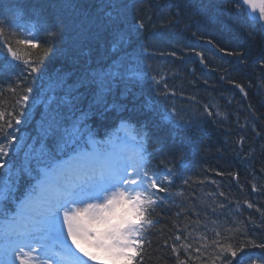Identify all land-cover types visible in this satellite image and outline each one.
Here are the masks:
<instances>
[{"label":"trees","instance_id":"1","mask_svg":"<svg viewBox=\"0 0 264 264\" xmlns=\"http://www.w3.org/2000/svg\"><path fill=\"white\" fill-rule=\"evenodd\" d=\"M46 2L0 0V11L8 9L13 18L33 24L38 15L42 16L41 12H31L26 6L35 3L46 7ZM75 3L82 13L57 6L59 9L48 20L72 16L79 21L78 18L87 14L83 28L79 32H65L64 38L57 42V50L45 59L43 72L36 76L59 70L71 73L68 84H73L94 71L107 69L124 54L113 51L110 31L103 27L109 9L102 0H75ZM17 8L23 9L25 14L15 15ZM197 8L203 9V14L194 15ZM149 13L155 16L156 30L140 32L131 46H126L128 53L141 57L139 62L147 76L127 85L117 81L107 95V103L115 107L105 113L104 120L93 116L89 123L98 135L115 126L119 119L146 126L148 153L152 156L150 166L162 170L160 161L163 159L180 172V178L170 186L168 199L171 203L158 207L153 213L158 223L146 236L151 247L147 249L144 264H176V254L170 246H164V241L168 239L171 245L177 234L182 238L187 236L186 242L192 245L187 253L181 249L180 259L190 258L187 264H212L214 250L208 245L217 239L216 231L224 234L223 229L233 226L241 232L248 231L246 237L236 235V243L244 239L264 241V224H261L264 212V71L259 59L264 56V34L246 19L241 8L237 10L235 2L228 0H140L129 9V23H135L133 17H147ZM4 28V35L13 43L21 39L17 33L11 35L8 24ZM166 28L170 31H161ZM39 32L38 42L47 47L44 44L51 38ZM19 48L20 53H31L32 58L42 55L41 51L29 49L27 45ZM228 51L244 53L245 59L229 56ZM197 52L202 54L203 63ZM152 76L163 78L158 87L151 80ZM28 83L33 87L31 79ZM40 89L33 90L27 106L32 107L40 98L37 95ZM80 91L84 94L82 107L87 109L92 92L87 88ZM157 91L167 93V97L157 96ZM14 100L5 101L7 104L2 106L0 102V110H10L9 104ZM165 106L175 109V120L161 118ZM178 121L187 122L190 127L181 128ZM23 125L17 126L16 134ZM254 126L259 136L252 131ZM241 137H244L242 147ZM182 155L183 160L180 159ZM21 159L22 154L20 158L14 153L9 156L15 163ZM248 203L253 207L249 208ZM198 247L200 253L195 251ZM251 251L260 253L261 250Z\"/></svg>","mask_w":264,"mask_h":264},{"label":"snow or ice","instance_id":"2","mask_svg":"<svg viewBox=\"0 0 264 264\" xmlns=\"http://www.w3.org/2000/svg\"><path fill=\"white\" fill-rule=\"evenodd\" d=\"M138 2L102 0L109 9L103 27L110 31L113 51L124 54L107 69L94 71L73 84H68L71 73L61 74L57 70L55 74L41 76L42 86L37 95L41 97L43 110L39 120L27 110L33 92L28 81L43 72L45 59L57 50V42L64 38L75 20L49 21L38 15L31 27L20 26L29 38L15 39L14 43L4 35L8 19L0 20V75L7 70L10 80L15 77L19 81L9 89L16 96L11 109L0 110V264H144L147 249L151 247L146 236L158 223L153 213L171 203L170 186L180 178V172L163 159L162 170L152 168V156L145 148L147 133L127 120L122 119L102 140L97 139L89 123L93 116L104 120L105 113L115 107L107 103V95L117 81L127 85L147 76L139 57L127 52V47L146 28L140 15L133 17L134 24L128 20L129 9ZM228 2H235L238 11L246 6L249 22L264 29V0ZM58 6L78 12L75 0H60ZM193 14H203V9L197 8ZM77 26L82 27L83 21ZM37 30L51 38L47 47L35 41ZM11 35L15 36L16 31ZM21 45L37 49L42 55L31 58L28 53L29 58L24 59L20 54ZM226 54L241 61L245 59L241 52ZM196 55L201 56L203 63L202 54ZM259 59L264 71V56ZM21 63L24 68L17 72ZM151 80L158 87L163 78L152 76ZM235 86L245 92L241 85ZM81 88L92 92L87 109L82 107ZM156 95L167 97V93L159 91ZM160 115L163 120L173 121L175 109L165 106ZM29 116L35 120V135L17 136V126L24 124ZM177 125L190 127L183 121ZM252 131L260 135L255 126ZM12 153L17 158L23 154L19 164L9 162ZM180 159H184L183 155ZM21 181L32 183H27L24 195L17 201L15 192ZM10 198L15 210L6 213L3 203ZM247 206L252 208L253 204ZM261 217L264 224V212ZM223 233L216 231L217 239L208 245L214 250L212 264H264V241L244 239L236 243V235L246 237L248 231L241 232L233 226L223 229ZM187 240V236L182 238L177 234L171 245L168 239L164 241V246H170L176 254V264H187L190 259L182 260L179 255L181 249L187 253L192 248ZM254 248L260 249V253L252 252ZM195 251L200 253L201 249L198 247Z\"/></svg>","mask_w":264,"mask_h":264},{"label":"bare ground","instance_id":"3","mask_svg":"<svg viewBox=\"0 0 264 264\" xmlns=\"http://www.w3.org/2000/svg\"><path fill=\"white\" fill-rule=\"evenodd\" d=\"M59 2L60 0H47L46 2V7L44 6H41L40 4H29L26 6V9L27 10H30L31 12H36V11H40L41 15L46 18V19H50L52 18V16L55 14V12L59 9L57 8V6L59 5ZM83 10H80L78 9V13H82ZM16 12L17 13H14L15 15L17 16H22L25 14V12H23V9L21 8H17L16 9ZM69 15V14H67ZM72 17V16H71ZM70 16H66L63 21H65L66 23L69 22L70 20H75V23L72 24V26H70L66 31H70V32H79V29L81 30L83 27H78L77 25H79L81 23V21H83V25H84V22L87 18L85 17H88V15L86 14L85 16H83L84 18H78L79 21L76 20V18L72 17L71 18ZM150 17V19H149ZM146 23V28L143 30L145 32H148V31H152V30H156V26L154 24V21L153 19H155V16L153 13H149L147 17H142ZM160 30V29H158ZM168 32L170 31L169 28H166L165 30H161V31H167Z\"/></svg>","mask_w":264,"mask_h":264},{"label":"water","instance_id":"4","mask_svg":"<svg viewBox=\"0 0 264 264\" xmlns=\"http://www.w3.org/2000/svg\"><path fill=\"white\" fill-rule=\"evenodd\" d=\"M242 8H243V11H244V13H245V15H246V17H247V19H248V14H247V11L245 10V7L246 6H241ZM260 29H261V31L264 33V29H262L261 27H260Z\"/></svg>","mask_w":264,"mask_h":264},{"label":"rangeland","instance_id":"5","mask_svg":"<svg viewBox=\"0 0 264 264\" xmlns=\"http://www.w3.org/2000/svg\"><path fill=\"white\" fill-rule=\"evenodd\" d=\"M31 80H32L33 82H35V81L33 80V78H31ZM2 94H5V92H4V93H2ZM7 101H9V100L7 99ZM9 106L11 107V106H12V103H11V104H9Z\"/></svg>","mask_w":264,"mask_h":264}]
</instances>
